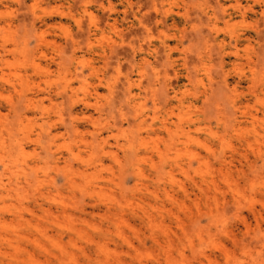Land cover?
<instances>
[{
  "label": "rangeland",
  "instance_id": "obj_1",
  "mask_svg": "<svg viewBox=\"0 0 264 264\" xmlns=\"http://www.w3.org/2000/svg\"><path fill=\"white\" fill-rule=\"evenodd\" d=\"M0 264H264V0H0Z\"/></svg>",
  "mask_w": 264,
  "mask_h": 264
},
{
  "label": "bare ground",
  "instance_id": "obj_2",
  "mask_svg": "<svg viewBox=\"0 0 264 264\" xmlns=\"http://www.w3.org/2000/svg\"><path fill=\"white\" fill-rule=\"evenodd\" d=\"M31 103L33 102V101H30ZM125 240V239H124ZM126 241V240H125ZM100 248V247H99Z\"/></svg>",
  "mask_w": 264,
  "mask_h": 264
}]
</instances>
